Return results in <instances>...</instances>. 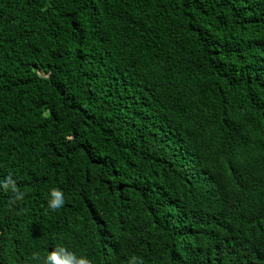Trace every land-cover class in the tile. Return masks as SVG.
Returning a JSON list of instances; mask_svg holds the SVG:
<instances>
[{"label": "trees", "instance_id": "16d2710c", "mask_svg": "<svg viewBox=\"0 0 264 264\" xmlns=\"http://www.w3.org/2000/svg\"><path fill=\"white\" fill-rule=\"evenodd\" d=\"M58 246L264 264V0H0V264Z\"/></svg>", "mask_w": 264, "mask_h": 264}, {"label": "clouds", "instance_id": "9594fccd", "mask_svg": "<svg viewBox=\"0 0 264 264\" xmlns=\"http://www.w3.org/2000/svg\"><path fill=\"white\" fill-rule=\"evenodd\" d=\"M8 185L5 184V187ZM12 190L16 191L15 185H12ZM19 195V193H17ZM54 199L50 201V206L53 208L59 207L63 204V197L59 190H53ZM63 257L61 264H90V261L85 256L77 257L74 253L69 252L63 246H58L53 252L49 253L48 259ZM130 264H137V258L132 257Z\"/></svg>", "mask_w": 264, "mask_h": 264}]
</instances>
